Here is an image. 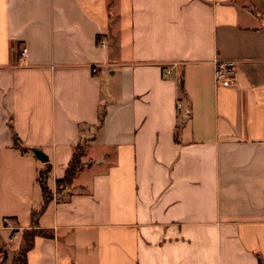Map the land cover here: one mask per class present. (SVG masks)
<instances>
[{
  "label": "crops",
  "instance_id": "obj_1",
  "mask_svg": "<svg viewBox=\"0 0 264 264\" xmlns=\"http://www.w3.org/2000/svg\"><path fill=\"white\" fill-rule=\"evenodd\" d=\"M45 164L26 264H264V0H0L1 264Z\"/></svg>",
  "mask_w": 264,
  "mask_h": 264
},
{
  "label": "trees",
  "instance_id": "obj_2",
  "mask_svg": "<svg viewBox=\"0 0 264 264\" xmlns=\"http://www.w3.org/2000/svg\"><path fill=\"white\" fill-rule=\"evenodd\" d=\"M103 118V113L101 112L98 116V122L100 123ZM14 145L21 150H25L24 148H21L20 144L18 143L17 139H14ZM84 153V146L82 144L77 145L74 150L73 154L71 156V159L67 165V168L65 170V173L62 178L56 180V186L57 188L61 189H69L70 184L75 177V174L77 170L79 169L81 165V157L83 156ZM50 166L49 164H45L44 168L39 170L38 176H37V181L40 185L42 194H43V204L41 205V208L38 211H34L31 214V225L32 227L30 229H27L23 232L22 236V244L21 247L17 253V256L15 260L18 258L21 259V264H26L25 262V255L26 252L32 247L33 244V239L36 235H45L46 233L39 230L37 228V218L39 214L43 211L45 208L47 202L51 199V192L46 186V177L49 172ZM14 260V262H15ZM1 264V261H0ZM15 264V263H14Z\"/></svg>",
  "mask_w": 264,
  "mask_h": 264
},
{
  "label": "built area",
  "instance_id": "obj_3",
  "mask_svg": "<svg viewBox=\"0 0 264 264\" xmlns=\"http://www.w3.org/2000/svg\"><path fill=\"white\" fill-rule=\"evenodd\" d=\"M99 44H103V40L99 41ZM26 49L23 48L22 53H25ZM213 76L217 83L229 84L233 80L235 71V62L233 60H215L213 61ZM92 72H95L96 67L91 68ZM3 226L6 228H11V221L9 218H3ZM12 238L10 237V240Z\"/></svg>",
  "mask_w": 264,
  "mask_h": 264
},
{
  "label": "water",
  "instance_id": "obj_4",
  "mask_svg": "<svg viewBox=\"0 0 264 264\" xmlns=\"http://www.w3.org/2000/svg\"><path fill=\"white\" fill-rule=\"evenodd\" d=\"M30 150L33 152L36 158L39 159L41 162H45L47 160V157L43 154V152H41V150L36 148H30Z\"/></svg>",
  "mask_w": 264,
  "mask_h": 264
},
{
  "label": "rangeland",
  "instance_id": "obj_5",
  "mask_svg": "<svg viewBox=\"0 0 264 264\" xmlns=\"http://www.w3.org/2000/svg\"><path fill=\"white\" fill-rule=\"evenodd\" d=\"M15 260V259H14ZM21 264V259L20 258H18L17 260H15V262H13V264Z\"/></svg>",
  "mask_w": 264,
  "mask_h": 264
}]
</instances>
